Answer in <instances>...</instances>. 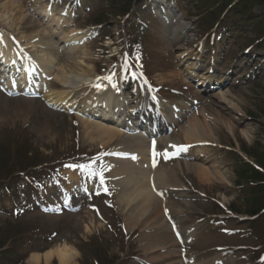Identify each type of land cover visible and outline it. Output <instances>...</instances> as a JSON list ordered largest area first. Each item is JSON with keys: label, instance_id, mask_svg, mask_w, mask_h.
Returning <instances> with one entry per match:
<instances>
[{"label": "rangeland", "instance_id": "374dc122", "mask_svg": "<svg viewBox=\"0 0 264 264\" xmlns=\"http://www.w3.org/2000/svg\"><path fill=\"white\" fill-rule=\"evenodd\" d=\"M124 1L85 0L77 11V19L72 18L74 8H71L72 16L67 24L69 29L80 28L88 32L89 37L81 40V49L70 56L66 50L73 48V41L69 42L70 39L69 43H65L66 32L61 33L55 27H50L47 23L49 18L44 16L48 0H0V13L5 9L6 3L16 2L23 6L22 11L8 9L11 16L4 18L0 30L14 43V47V40L21 36L25 37L20 40L25 41V44L32 36H36L33 40L38 42L45 32L55 30L56 34L48 40L58 51L52 52L59 63L55 67L56 71L62 65L72 67L86 61L94 68L95 80L107 81L113 78L114 82L109 84L115 83L117 89L123 88V95L127 100L138 85L136 76L144 75L167 101L174 102L175 105L190 102L193 113L180 124L171 138L185 142L184 130L190 120L199 116L209 127L211 137L206 143H213L214 147L205 148L206 152L202 151L206 162L180 161V175L176 176L178 181L172 179L169 173L162 172L159 177L162 185H185L189 188V192H182V198H169L170 208H173L170 210L171 214L177 216L175 219L179 220L182 229L196 226L201 228L197 245L186 249L196 253L208 250L205 256L210 258L219 254L214 251L216 247L242 248L233 255L237 264H264V260H261L264 257V214L254 220L242 222V218H250L244 212L255 208L263 200L262 195L257 189L254 190L256 187L251 188L245 181L238 185L236 170L241 161L257 164V156L264 150V50L250 55L242 50L257 37L253 24L239 18L230 19L228 22L235 25L236 30L228 35L224 34L221 40L219 36L215 37L214 42L221 45V51L225 54V61L220 60L221 55L218 56L219 70L226 73L234 71L237 75L228 79L226 87L216 91L206 90L203 94L188 83L180 63L185 53L194 52L192 54L196 56L199 43L205 41L207 44L208 39L204 35L214 26L212 20H207L209 15L203 14L196 18L195 0H176L175 7L181 13L173 21V29H186L183 32L186 34L173 38L169 35L170 30H166L161 26L163 23L155 18L153 9L146 8L149 0H143L139 3L140 7L133 8L127 18H122L116 12L120 13ZM61 6V2L57 1L55 8L60 7L62 10ZM213 9L205 10L213 13ZM37 12L41 15H37ZM253 13L258 17L261 10L255 8ZM229 17L234 18L232 14ZM220 23L225 24L226 21ZM95 24H101L102 28H97ZM218 26L219 24L215 29ZM129 43L136 44L139 50L136 53L140 56L139 66H136L131 53L126 50V44ZM112 44L114 46L108 48ZM177 48L187 50L175 52ZM128 49L131 50L132 46ZM207 49V52L211 51V46ZM30 52L34 53L32 49ZM257 57L263 61L262 71L254 78L250 69L252 63L258 62ZM125 75H129L128 78ZM47 82L49 91H64L57 80L53 81L52 75ZM138 89L141 92L140 86ZM218 93L227 94V101L218 99ZM87 94L88 91L77 93L74 97L76 104H81L82 98ZM139 99L141 101V96ZM58 104L59 102L51 107L45 98L16 94L0 87V161L5 160L9 164L10 159L15 158L11 149L15 140L16 157L31 152L35 161L40 160L42 168H50L55 164L49 171L42 169L47 176L35 175L32 189L28 188L29 182L18 179L16 174V184L19 183V186L15 189L26 187L31 195L25 196L23 201L14 202L15 193H11V198L4 195L5 200L0 201V234L8 233L12 237L7 255L19 258L17 262L22 261L24 264L25 261V264H30L33 254L43 256L50 250L55 251L66 245L76 253L75 264H140L138 260L144 258L143 248L140 247V231L137 228L131 234L128 230V213L119 206L117 182L107 172L110 158L108 153L113 146L102 147L98 146V141H90L80 124L82 119L87 118L79 115L73 106L58 109ZM197 153L194 150L192 155L196 156ZM260 158L264 159V152ZM69 160L71 162L62 164ZM172 164L161 170H177L178 163ZM187 164L204 165L211 182L205 183L190 173ZM78 165H92L94 171H103L105 183L101 185L98 176L80 169ZM120 179L122 180L121 176ZM93 183L98 186L94 193L90 190ZM8 184L12 185V181L8 180ZM83 192L87 193L86 197L82 195ZM201 193L205 197H199ZM220 204L232 212L235 210V218H219L217 214H226ZM19 206L25 213L16 211L13 214L12 210ZM47 211L54 215L45 213ZM200 219L204 221L199 222ZM259 256L261 257L256 263ZM40 264H60V260L53 257L49 263L43 260Z\"/></svg>", "mask_w": 264, "mask_h": 264}, {"label": "bare ground", "instance_id": "6f19581e", "mask_svg": "<svg viewBox=\"0 0 264 264\" xmlns=\"http://www.w3.org/2000/svg\"><path fill=\"white\" fill-rule=\"evenodd\" d=\"M167 1L170 3L171 7L165 11L170 12L169 14H172L174 5L177 6V3L175 2L173 5L171 4L172 0ZM53 5L55 6L54 3ZM51 6L52 5L49 4L47 8L44 9V16L46 18H49L47 23L50 25V27H55L61 33L66 32L65 43L76 40V42L73 44V48L66 50V52L70 56V54L75 53L76 51L81 49L79 47L81 44V40L83 41L88 37V32H83L82 30L77 29H69V26L67 25L69 22L67 20H64L62 16L59 15V13L50 10L49 7ZM4 7L5 9L0 13V24L4 23V18L8 19V16H11L8 12V9H12L11 11H13L14 9L18 11L23 10V6L16 2L6 3ZM37 15H41V13L37 12ZM25 19L26 17L23 18V20ZM64 26L65 30L63 29ZM184 30L185 29L180 28L179 31L184 32ZM55 34V30L49 33L45 32V37L39 36L42 39L38 40V42L36 40H33L36 36H32L26 44L25 41H20L21 39H25L24 36H21L17 40H14L16 43V48L13 46L14 43L10 41L9 37L0 30V35H2V39H0V62H3L5 64L4 66H6L4 68H8L11 73L19 74L18 78L16 79L15 75L11 74V87L13 86L15 89H19L22 86H27L31 83L34 84V73H38L39 75L43 76L46 74H50L52 75L53 81L57 80L58 83L61 84V87H63L64 91L57 93L53 90H47L48 95L45 96V99L50 104L54 105L59 102L57 107L62 109L68 108L69 106H75L77 101L76 99H74V97L77 93L89 91L88 89L95 88V85H98V89L96 91L102 90L104 92H90V95L92 97L89 96L86 98L89 100H84V98L82 99V104L87 108L92 109L93 112H89L88 110H86V112H81V115L83 117L85 116L87 118H90V115L92 113L98 115L99 117H103L104 119H100L99 122L82 119L80 121V124L84 131V134L90 141H98V146H113L109 155L112 158L121 155L122 153H136L137 151L140 152L137 147L143 149L145 144V142L141 139V133L135 132L136 135L132 136L125 135L123 133L125 131L121 127L116 126L120 125V122L123 120V118L120 116V113H125L128 108H126V102L120 101V96L119 98L117 95V97H115V95L107 96L109 90L112 89V87H108L109 83L114 82V79L110 78L107 81L104 80L105 82L101 81L98 83H94V68L86 61H83L80 64L78 63L77 66L73 65L72 67H65L64 65H62L60 66L59 70L56 71L55 67L59 65V63L57 57L54 56L55 54H52V52L55 53L56 49L48 40L51 39V36H54ZM68 40L70 41L68 42ZM30 49H32L34 53L30 52ZM180 50L185 51L187 50V48H177L175 52ZM56 52L58 53V51ZM42 69H44V72H41ZM186 69L188 70L189 76L187 77L189 79L193 76H196L198 71H201V69H199L195 65H187ZM39 78L41 77L39 76ZM90 79L93 80L90 81ZM212 81L213 83L216 82L211 77L201 78V82L203 83L202 85L205 86H209L210 84H212ZM37 87L40 86L37 85ZM47 87L49 88V86ZM227 97V94L224 93H218L217 95V98L224 102L227 101ZM158 100L162 101L159 98ZM148 101L149 96L145 94L143 97V102L145 104L142 105V107L148 106L149 108L147 109V111L150 113H148L150 115L149 118L154 119L155 113L150 111V106L147 104ZM120 102H122V104H120ZM159 105L164 117L168 121L175 122L174 112H176L177 110L174 109V112H167L166 110L168 108V105L171 109L173 105L168 102L167 104L160 103ZM180 106L182 109L179 115H183L188 105L182 103ZM139 109L140 104L138 105V111ZM202 113L204 115V110H202ZM125 115L127 116L128 113H126ZM198 117H194L189 121L187 129H185L183 133L186 140L185 143L188 146L194 145L196 147L195 150L198 152L196 155L198 157L197 159L204 160V153L202 152L204 150L203 148L202 150H199L198 148L201 147H198V145L204 147L206 141H209L208 138H210L211 135L208 132L209 127L206 124L207 122H204V120H200ZM127 118L132 126L136 128L139 127L137 116H131L130 119L129 117ZM144 118H146V116ZM100 122H104L106 125ZM113 123H115L116 125H113ZM148 124L150 125L149 128L151 129L160 128V125L155 127L151 121H149ZM137 131L140 130L137 129ZM163 141L171 146H176L175 148H179V145H181L180 142H184L180 140H174L173 142L170 138H165ZM115 143L117 144L114 145ZM148 153L149 151L146 152V156ZM112 163L114 164L115 161L113 160ZM116 163L118 164V170H113L112 175L113 178H119V181H117L116 183L117 188L119 189L118 203L119 206L123 208V211L128 213L126 219L127 225L129 227H127L128 230L130 232H133L138 228V230L140 231V242H142L143 244V253L149 255L147 257V261L163 263L164 260H166L170 262L172 256H176V254L178 253L175 249H172L179 244L178 240H181L183 243L190 241L195 237V230L189 229L181 231L180 229H178L176 224L172 225L171 227L167 218H164L163 216L164 208L169 210L173 209L170 208L171 204L167 203V200L159 201L158 194H153L151 192L148 182L145 181V178L142 175L137 176L139 172L131 168L130 161L122 160L116 161ZM176 166L177 170L175 168L172 169L169 175L172 179L175 178L176 181H178L176 176L180 175V171L178 169V167H180V164L178 163V165ZM187 167L190 173L195 174L199 179L205 181V183L211 182L210 175L204 168V165L202 166L200 164H192L187 165ZM159 170L160 169L156 170V172L154 173V182H152L153 187H155V191H157L156 189H158L160 182L159 177L161 171ZM120 176L125 177V179L121 180ZM172 186L176 188H172L175 189L173 190L174 192L172 190V192H170V189H168V195L181 194L184 191L182 190V186ZM32 188L34 187H31L30 189ZM160 213H162V215H160ZM169 216L171 220L173 217H175V214H169ZM75 255L76 253L74 250L64 245L55 251L50 250L46 252V254L43 256H33L31 257L30 261L32 264H40L43 260L49 263L53 257H57L60 260V264H75Z\"/></svg>", "mask_w": 264, "mask_h": 264}, {"label": "trees", "instance_id": "16d2710c", "mask_svg": "<svg viewBox=\"0 0 264 264\" xmlns=\"http://www.w3.org/2000/svg\"><path fill=\"white\" fill-rule=\"evenodd\" d=\"M138 1L139 0H125L120 7L121 9L119 8L120 13L119 12L116 13L118 14V16H126L128 13L132 11L133 5H135ZM236 1L237 0H206V1L195 0L194 2L197 4V15H198L197 17H200L203 14L209 15L207 17V20H212V22L215 25L218 24L222 19L229 20L228 18L229 15L233 13L234 18H236L237 20L240 19L245 22H251L255 28L256 33L260 36V38H263L264 37V0H238V2L234 5ZM256 6H261L263 8L262 14L258 17L254 16V14L252 13V8ZM208 8L210 10L215 8L213 9L215 12L209 13L208 11L205 10ZM202 11H205L206 13H203ZM113 14H115V11H113ZM95 22L100 23L99 20H95ZM11 145H12L11 149L14 151L13 156L15 158L14 159L11 158L9 164H7L5 160L0 161V183L3 184L0 186H4L5 188L4 190H8V191L13 190L11 185L8 184V180H11L12 184H14L13 180L15 179L16 174L26 173L27 171L40 166L39 165L40 160L35 161V159L33 158V153L31 152L25 154V156L16 157L15 140H13ZM262 152H264V150ZM261 153L257 156L256 162L259 164L260 167H263L262 169L264 170V161H263L264 159L260 158ZM16 160H18L19 162H16ZM16 163L18 164L16 165ZM9 177L11 178L8 179ZM242 179L250 180L251 182L257 181L262 186L261 187L262 190H264V174L258 172L253 167H250L248 165L244 166V168L241 170L240 180ZM11 240L12 237L8 236V233L2 235L0 234V253L2 254V256H0V264H12L13 259L11 257H8L5 251H2L8 244L11 243Z\"/></svg>", "mask_w": 264, "mask_h": 264}, {"label": "snow or ice", "instance_id": "6c2138e0", "mask_svg": "<svg viewBox=\"0 0 264 264\" xmlns=\"http://www.w3.org/2000/svg\"><path fill=\"white\" fill-rule=\"evenodd\" d=\"M0 39H2V35H0ZM97 87H98V85H97ZM172 147H176V146H172ZM153 155H154V157L157 155V153L155 152V147L153 148ZM164 155L167 156V153L165 152ZM133 159H135V157H133ZM93 164H95V161H93ZM153 164L155 166V160L153 161ZM77 167H79L82 170L88 171L90 174L98 176L100 179L101 185H103L105 183L103 171H100V172L94 171L92 165H78ZM105 191H107L106 188H105Z\"/></svg>", "mask_w": 264, "mask_h": 264}]
</instances>
